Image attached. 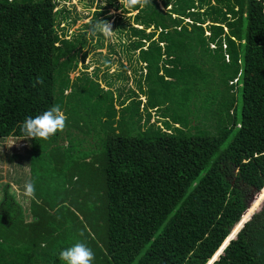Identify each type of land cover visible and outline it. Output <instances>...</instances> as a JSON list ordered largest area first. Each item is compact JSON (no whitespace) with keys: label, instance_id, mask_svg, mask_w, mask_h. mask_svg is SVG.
Listing matches in <instances>:
<instances>
[{"label":"trees","instance_id":"obj_1","mask_svg":"<svg viewBox=\"0 0 264 264\" xmlns=\"http://www.w3.org/2000/svg\"><path fill=\"white\" fill-rule=\"evenodd\" d=\"M57 2L0 0V140H24L7 162L23 160L28 171L12 180L36 190L22 207L2 184L0 264H62L59 251L78 241L93 264H205L264 185V0H151L132 10L106 0L67 38L76 17L53 11ZM108 8L124 11L113 14L114 45L140 62L135 87H125L121 63L102 72L103 86L97 67L68 78L78 54L103 46L90 29L109 21ZM37 76L44 84L33 87ZM53 105L67 117L65 131L23 139L25 118ZM85 123L67 205L50 192L42 147L64 163L74 153L70 126ZM60 139L64 154L55 153ZM212 264H264V201Z\"/></svg>","mask_w":264,"mask_h":264},{"label":"rangeland","instance_id":"obj_2","mask_svg":"<svg viewBox=\"0 0 264 264\" xmlns=\"http://www.w3.org/2000/svg\"><path fill=\"white\" fill-rule=\"evenodd\" d=\"M58 2L60 4L69 6L68 10L70 11L69 12L70 18L76 17L74 24L69 27L67 34L69 32L80 30V26L89 21L93 11L99 5L107 6L106 0H58ZM134 12L135 10H133L131 13H134ZM108 13H111L112 15L113 14H123L124 11H121L120 9L114 10L113 8H108ZM113 18H114V15L109 19V22L111 24H112ZM113 35L110 38H106L107 40L105 39L103 41V46H101L100 48L90 49L83 59L80 60L79 54H78V57H77L78 61L76 63L75 69L69 70L68 78L73 79L74 77H76L79 71L81 70V68H83V65L86 66L85 71H87V73L93 71L94 68L97 67L98 68L97 70L98 82L100 83V86H103L104 82L102 79V74H103L102 72L110 73V74L115 73L117 70H120L119 64L121 63L127 67L126 74L128 76H127L125 87H135L136 86L135 79L137 78V75H139L141 71L139 69L140 62L136 61L135 59L126 58L123 54H121L119 52V49H117V46L114 45L117 40L114 39L115 36ZM85 36L88 37L87 34ZM67 37L68 35L65 36V38ZM94 37L95 36L92 37L91 42L93 41ZM107 43L113 45V48L118 52H116L115 54L113 53L109 54L107 48L105 47ZM104 56H108V57L103 58ZM103 59H105L106 62L99 63V61ZM133 68H136L137 72L134 73ZM105 69L107 70L105 71ZM144 71L145 69H143V72ZM110 79H112V77ZM114 86H116V83H114ZM259 86H262V85L259 84ZM68 91L69 90L66 89L65 92H68ZM139 98H140V101L143 100L142 96H139ZM237 105H240V99H238ZM238 114H239V108H238ZM153 118H154V115H153ZM150 121H152V118L150 119ZM71 124L73 125V121ZM88 130H89V125L87 123L82 124V126L77 130H75L72 126H70L69 131L71 132V140L73 141V145H74V148H73L74 153L69 155L67 152L64 158V163L63 162L60 163L59 161L55 162L53 160L51 161L52 152L49 149H45L44 147H42V150L45 152V155H44L45 156L44 160H46L45 163L48 164V166L45 167V171L48 174V181L50 183L49 185L50 192L51 193L56 192L58 195V199L65 200V203L67 205H72L70 202V197L68 195V187L72 185L71 172L69 168H71L74 163L79 162L78 160L83 156L81 152L82 145L76 137L80 139L81 134L78 132H83L86 135ZM87 137L90 140L94 138V136H92L91 133H89ZM228 141L229 139H227L226 142L222 144V147L226 146ZM11 142L12 141H9V140L0 141V196H2V184L7 182L10 187L9 191L10 192L13 191L16 199L19 201V203H21L22 207H26L29 203V198L25 197L22 191L24 190L23 183L25 182V180L24 178L18 179V184H17L12 180V177L14 176V173H16L17 175L24 176L26 172L28 171V168L25 165V162L23 160H14L12 162H7V156L11 153V151L13 149H21L23 146H25V143L23 144L21 142L19 143L14 142L13 146L9 147L8 145ZM63 143L66 144V141H63ZM59 144H60V147L56 149L55 153L64 154L65 150L63 148L61 139L59 140ZM93 151L94 152H92L91 155L97 153L96 150L93 149ZM253 194L256 195L255 192ZM262 194H264V191L262 192ZM259 207L260 205L258 206V208Z\"/></svg>","mask_w":264,"mask_h":264},{"label":"clouds","instance_id":"obj_3","mask_svg":"<svg viewBox=\"0 0 264 264\" xmlns=\"http://www.w3.org/2000/svg\"><path fill=\"white\" fill-rule=\"evenodd\" d=\"M121 2L123 3L124 7H126L129 10L136 9L137 7L139 9H144L145 7L151 4V0H121ZM60 7H65L67 9L69 8V6L57 2V4L53 8V11ZM58 27L60 29L62 28L64 29L65 23L61 22ZM90 31L92 32L93 35H103L105 38H110L114 33V30H112V24L109 21L99 20V19L96 20V22L91 25ZM66 35H68L67 32L65 33V36ZM43 84H44L43 76L35 77L33 82V87L37 85L42 86ZM66 127H67L66 115L64 114V112L62 111L59 105H53L49 109L44 111L42 114L36 115L35 117H31V116L26 117L22 123L20 130L23 135V139L49 141L53 137H55L57 133L64 132ZM3 140L12 141L8 145L9 147L13 146L14 142L17 143L21 142L24 144V140L13 137H7ZM13 150H18V149H13ZM23 195L33 200L36 199L35 184L33 182L29 181L25 184ZM81 235H83V233H81ZM58 259L62 262V264H93V261L95 259V254L93 250L85 242L78 241L69 247L61 249L58 253Z\"/></svg>","mask_w":264,"mask_h":264},{"label":"water","instance_id":"obj_4","mask_svg":"<svg viewBox=\"0 0 264 264\" xmlns=\"http://www.w3.org/2000/svg\"><path fill=\"white\" fill-rule=\"evenodd\" d=\"M263 187H264V186H262L259 190L256 189V195H257V194L263 189ZM256 195H254V194L251 195V197H250V199H249V201H248V203H247V208L249 207L250 202L252 201V199H253ZM263 201H264V196H263L262 201H261V203H260V207H261ZM260 207L257 208L256 210H253L252 213H251L249 216H247V220H245V218L243 217V216H244V212H243L242 216H241L240 219L235 223L234 228L231 230L230 235H228V236L225 238V240L222 241V243L219 245V247L216 249V251L212 254V256L207 260V262H206L205 264H212L214 261H216V260L218 259V256L222 254V250L225 249V247L229 244V242H230L231 240H235V239L237 238L236 235H237V234L239 233V231L244 227L245 222H247L248 220H250L251 217H252V214L255 213V212H257V211L260 209ZM247 208H246V209H247ZM246 209H245V210H246ZM242 221H243V223H241Z\"/></svg>","mask_w":264,"mask_h":264},{"label":"snow or ice","instance_id":"obj_5","mask_svg":"<svg viewBox=\"0 0 264 264\" xmlns=\"http://www.w3.org/2000/svg\"><path fill=\"white\" fill-rule=\"evenodd\" d=\"M245 220H247V217H245ZM241 223H243V221Z\"/></svg>","mask_w":264,"mask_h":264}]
</instances>
